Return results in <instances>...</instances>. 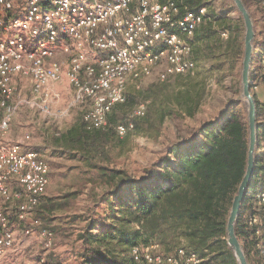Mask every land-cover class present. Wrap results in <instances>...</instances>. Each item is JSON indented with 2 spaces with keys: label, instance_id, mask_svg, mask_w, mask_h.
<instances>
[{
  "label": "trees",
  "instance_id": "trees-1",
  "mask_svg": "<svg viewBox=\"0 0 264 264\" xmlns=\"http://www.w3.org/2000/svg\"><path fill=\"white\" fill-rule=\"evenodd\" d=\"M252 1L254 9L245 3L253 18L262 23L264 31V0ZM178 5L182 14L208 7L206 0H178ZM11 11L7 13L9 18H12ZM227 13L209 10L192 39L193 59L197 49L216 68L215 76L220 82L229 70L237 67L244 52L243 18L239 14L231 19ZM223 31L229 32L228 38L221 36ZM256 44L251 79L264 80V73L254 68L263 58L264 39ZM179 77L182 86L169 94L156 112L157 117L152 105L158 97L151 90L143 92L144 98L154 100L150 107L146 103L145 115L139 116L143 117L141 124H135V118L120 121L118 112L137 102V96L142 93L127 90L126 101L113 107L106 128L88 129L83 119L85 109H82L63 132L52 136L50 145L54 149L71 153L80 163L77 167L83 183L60 196L47 198L42 204L43 197L36 209L41 206L44 212H49V225H43L39 219L42 226L70 244L66 255L73 257L77 264H131V257L122 256L118 247L130 249L139 243H157L166 254L188 246L208 256L211 263L238 264L228 246L226 228L233 198L247 167L249 128L242 101L227 102L218 120L191 128L189 137L167 141L166 150L143 166L139 174L116 162V149L122 137L116 127L119 123L132 121L131 130L139 131L161 128L166 116L192 118L203 105L211 104V91L203 82L196 81L191 74ZM254 94L258 107V149L236 233L250 264H262L264 204L259 195L264 193V111L259 95ZM73 202L80 204L78 209H72ZM7 208L10 215L13 212L11 220L12 216L17 220L16 205ZM58 208L62 214L51 216ZM67 208L71 209L66 211ZM252 214L259 217L257 224L249 223ZM44 218L47 219L45 215ZM258 229L262 230L261 234H257Z\"/></svg>",
  "mask_w": 264,
  "mask_h": 264
},
{
  "label": "built area",
  "instance_id": "built-area-1",
  "mask_svg": "<svg viewBox=\"0 0 264 264\" xmlns=\"http://www.w3.org/2000/svg\"><path fill=\"white\" fill-rule=\"evenodd\" d=\"M14 1L0 0V30L8 32L0 37V264H13L7 257L18 241L8 206L16 205L26 236L37 232L47 249L55 245L53 231L31 219L46 194L50 164L27 147L30 134L10 137L15 116L32 109L59 121L78 105L85 109L88 129L106 128L130 85L155 74L162 81L194 74L192 39L208 13L202 6L182 14L178 0H27L24 15L9 18ZM221 36L228 38L229 32ZM254 68L264 73V55ZM24 78L29 94L19 82ZM65 84L72 87L67 104L60 89ZM251 90L262 95L264 111V80L251 79ZM146 110L141 102L131 116H144ZM116 127L124 136L134 123ZM259 197L264 204V193ZM248 221L257 224L259 217L252 214ZM130 257L131 264H213L191 247L166 254L157 243L134 245Z\"/></svg>",
  "mask_w": 264,
  "mask_h": 264
},
{
  "label": "rangeland",
  "instance_id": "rangeland-1",
  "mask_svg": "<svg viewBox=\"0 0 264 264\" xmlns=\"http://www.w3.org/2000/svg\"><path fill=\"white\" fill-rule=\"evenodd\" d=\"M208 4V11L215 9L218 11H227L229 18L239 17L234 3L230 0H206ZM252 9L254 4L252 0H244ZM27 0H15L14 6L11 11L12 17H21L24 15ZM255 23V52L256 41L264 39V31L262 23L256 20ZM13 34V32H12ZM8 32L0 30V37L7 36ZM199 44V43H198ZM197 44V48H198ZM254 52V53H255ZM194 58L197 60V69L194 74H191L192 78L198 82H203L205 87L210 89V102L211 104L203 105L200 111L192 118H176L174 116H166L162 127L153 128L149 130H131L126 135L121 137L120 146L116 149V162L119 166H124L134 174H139L143 166L150 164L154 161L160 152L166 150L167 141H178L189 137L192 134L191 128H197L201 124L209 120H218L220 112L224 108L227 102L242 101V111L245 117H247V105L242 97L241 88V67L242 59L237 67L230 72H227L222 82L215 76V67L203 55L195 51ZM258 66V65H257ZM259 66H261L259 64ZM182 78L179 75L171 76L167 80H160L157 75L144 78L136 84L129 86L128 91L137 90L142 91L138 97V101L129 105L123 111L118 112L120 121H125L133 118L135 124H141L143 117H133L132 109L139 102H145L150 107L154 99L144 98L143 92L150 93L154 90L157 94L155 99L156 104L152 105L155 117L158 116V112L163 103L167 101L169 94H173L174 90L182 86ZM23 86V93L29 94L30 83L25 78L19 81ZM66 90H61L64 95V103L67 104L70 100V93L72 90L68 89V85L65 84ZM175 87V89H174ZM62 89V85H60ZM242 89V88H241ZM254 93V92H253ZM262 95L259 93V98ZM75 108V109H74ZM70 113L61 120H55L51 117H46L40 114L36 110L24 109L21 110L14 118L11 129L10 137L15 140H22L25 134L31 135V140L27 143V147L34 148L40 151L48 160L50 164V180L49 185L42 201V204L49 197H56L64 194L65 191L77 188L79 184L83 183L80 177V168L77 167L80 163L69 152L54 149L50 145L52 136L56 133L63 132L71 123L77 112L84 109L82 106H75ZM238 107L237 109H239ZM76 110V111H75ZM156 113V114H155ZM264 117V114H263ZM73 210L78 209L80 206L78 202H73ZM14 208H11V210ZM71 208H67L69 211ZM13 212H11L12 215ZM62 214V210L58 208L51 216H58ZM44 215L47 217L44 218ZM13 224L17 230V245L8 253L7 260L13 264H48L60 262L58 264H77L75 259L67 257V250L70 248V244H66L63 239L59 238L55 233V245L51 249H47L44 243L39 238L38 233L34 232L31 236H26L24 233V227L27 225L25 222H18L14 216ZM40 219L43 225H49L50 218L49 212H44L43 207L36 209L31 215V219ZM260 247H263L261 244ZM118 250L122 256L130 257V249H124L118 247ZM209 258L208 256H204ZM44 261V262H43ZM47 262V263H46ZM261 263L264 264V252L262 254ZM213 264H218L213 262ZM257 264V263H255Z\"/></svg>",
  "mask_w": 264,
  "mask_h": 264
},
{
  "label": "water",
  "instance_id": "water-1",
  "mask_svg": "<svg viewBox=\"0 0 264 264\" xmlns=\"http://www.w3.org/2000/svg\"><path fill=\"white\" fill-rule=\"evenodd\" d=\"M239 14L243 18L244 23V52L241 67V94L247 105V117L249 128V148L247 155V167L243 179L235 194L227 219V243L234 253L238 264H250L245 249L237 236L236 226L240 217L242 202L255 171V162L258 149V107L257 101L251 90V70L255 52V23L251 11L247 7L244 0H231Z\"/></svg>",
  "mask_w": 264,
  "mask_h": 264
},
{
  "label": "crops",
  "instance_id": "crops-1",
  "mask_svg": "<svg viewBox=\"0 0 264 264\" xmlns=\"http://www.w3.org/2000/svg\"><path fill=\"white\" fill-rule=\"evenodd\" d=\"M62 54H61V52H60V49L58 48V56H61ZM62 90H66V86H64V85H62ZM70 97L72 98V96H71V93H70ZM70 98V99H71Z\"/></svg>",
  "mask_w": 264,
  "mask_h": 264
}]
</instances>
